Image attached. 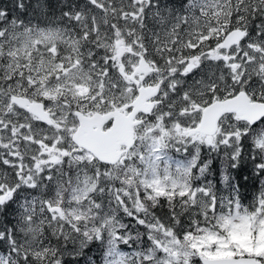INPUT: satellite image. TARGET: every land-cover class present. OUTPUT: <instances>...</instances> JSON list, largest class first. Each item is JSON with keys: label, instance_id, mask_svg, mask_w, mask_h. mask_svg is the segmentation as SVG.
Listing matches in <instances>:
<instances>
[{"label": "snow or ice", "instance_id": "obj_1", "mask_svg": "<svg viewBox=\"0 0 264 264\" xmlns=\"http://www.w3.org/2000/svg\"><path fill=\"white\" fill-rule=\"evenodd\" d=\"M245 149L264 0L0 4V264H264V190L208 180Z\"/></svg>", "mask_w": 264, "mask_h": 264}, {"label": "trees", "instance_id": "obj_2", "mask_svg": "<svg viewBox=\"0 0 264 264\" xmlns=\"http://www.w3.org/2000/svg\"><path fill=\"white\" fill-rule=\"evenodd\" d=\"M56 0H53V3H55ZM168 3H175L177 0H167ZM165 2V3H167ZM0 4L8 5L11 7L12 0H0ZM215 159L213 163H211V166L216 165L220 166V162L216 160L215 157H212ZM256 161L249 158L248 150H244V155L242 158L238 161L236 167H231L230 163L227 165V168H225V175L229 177V184L231 185L232 189L235 188V192L239 194V197L241 198L242 192L246 190V188H250V182L252 181V169L255 166ZM250 166V167H248ZM250 171V172H249ZM212 179L216 180L218 183V174L216 171L212 174ZM246 196V195H245ZM245 198V197H244ZM8 219L6 218L4 220V223H7ZM125 250H127L125 248ZM88 255H92L94 259L99 260V251L97 250L96 246L91 247L90 249L86 250ZM80 264H83V260H81Z\"/></svg>", "mask_w": 264, "mask_h": 264}, {"label": "rangeland", "instance_id": "obj_3", "mask_svg": "<svg viewBox=\"0 0 264 264\" xmlns=\"http://www.w3.org/2000/svg\"><path fill=\"white\" fill-rule=\"evenodd\" d=\"M162 2H166L165 0H162ZM174 159H182L183 157L179 156L178 154L173 153ZM203 157L207 159V152L203 154ZM212 157H215L217 161L220 162L219 166V177H218V183L214 182L212 180L211 171L208 173V180L213 183L214 187L218 189V194L221 196H229V195H237L242 204L249 205L254 197L261 191L264 190V176H260L257 174L255 166L252 169V181L250 182V188H246L244 192L241 194V198L239 197V194L237 192H233V189L229 182H227V185L225 183H222L223 176L225 175V168H227V165L229 162H225L222 159V156H216L213 155ZM211 157V158H212ZM209 164L211 166V159H209ZM246 195V196H245ZM245 197V198H244Z\"/></svg>", "mask_w": 264, "mask_h": 264}, {"label": "flooded vegetation", "instance_id": "obj_4", "mask_svg": "<svg viewBox=\"0 0 264 264\" xmlns=\"http://www.w3.org/2000/svg\"><path fill=\"white\" fill-rule=\"evenodd\" d=\"M167 2V0H165ZM215 161L214 158H211V163H213ZM250 167V166H248ZM214 171H216V173L218 174L219 177V166H216L213 164V166H211V175L214 173ZM214 182H217L216 180L212 179Z\"/></svg>", "mask_w": 264, "mask_h": 264}, {"label": "bare ground", "instance_id": "obj_5", "mask_svg": "<svg viewBox=\"0 0 264 264\" xmlns=\"http://www.w3.org/2000/svg\"><path fill=\"white\" fill-rule=\"evenodd\" d=\"M250 172V171H249Z\"/></svg>", "mask_w": 264, "mask_h": 264}]
</instances>
